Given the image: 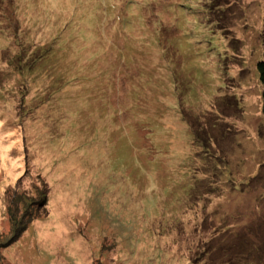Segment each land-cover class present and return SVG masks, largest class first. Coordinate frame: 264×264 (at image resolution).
I'll use <instances>...</instances> for the list:
<instances>
[{"label":"rangeland","instance_id":"1","mask_svg":"<svg viewBox=\"0 0 264 264\" xmlns=\"http://www.w3.org/2000/svg\"><path fill=\"white\" fill-rule=\"evenodd\" d=\"M260 60L264 0H0V264L264 253Z\"/></svg>","mask_w":264,"mask_h":264},{"label":"trees","instance_id":"2","mask_svg":"<svg viewBox=\"0 0 264 264\" xmlns=\"http://www.w3.org/2000/svg\"><path fill=\"white\" fill-rule=\"evenodd\" d=\"M33 64L31 66H33ZM255 71L257 74L256 75L257 81L260 87V91H259L260 112L264 117V61L260 60L256 62ZM26 214L27 213H25L22 216V219L20 220L19 224L15 226L16 229L7 244L16 241L19 238L20 234L24 231L25 224L22 223V220L23 218H25ZM245 235L246 234H244L243 236L238 235L236 237V240L238 242L237 245L235 247H231L232 253L234 252L235 256H239L238 264H262L264 262L263 261L264 253L259 249L261 248L262 245H259L260 247H252L251 243L245 239L246 238ZM259 251L261 252L259 253ZM253 256L256 258V260L253 259Z\"/></svg>","mask_w":264,"mask_h":264}]
</instances>
